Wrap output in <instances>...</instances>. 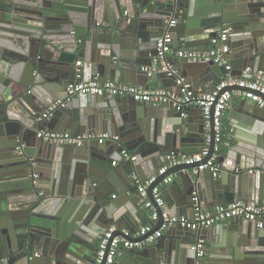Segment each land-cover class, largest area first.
Wrapping results in <instances>:
<instances>
[{
	"label": "water",
	"instance_id": "obj_1",
	"mask_svg": "<svg viewBox=\"0 0 264 264\" xmlns=\"http://www.w3.org/2000/svg\"><path fill=\"white\" fill-rule=\"evenodd\" d=\"M171 18L177 20L173 31L184 34L187 47L208 45L224 26L230 27L236 74L246 67L251 69L246 77L264 71V0H0V264L93 261L97 238L110 227H139L134 174L143 183L153 178L150 196L169 174L184 181L174 196H165L151 232L165 216L192 212L195 195L212 205L229 202L218 179L207 170L194 172L213 153V109L208 156L162 174L159 169L171 150L191 154L204 143L202 115L196 127L186 117L193 105L177 110L128 96L77 94L42 116L74 79L77 60L82 61L83 81L145 87L148 77L140 67L151 64L156 39ZM185 62L179 74L192 83L195 94L218 82L221 67ZM160 79L178 93L171 78ZM240 112L234 128L247 131L248 138L239 147L218 151V162L231 177L235 201L259 203L264 199V110L245 104ZM44 126L75 135L107 133L119 140H93L80 147L49 143L36 137ZM122 148L136 159H121ZM233 221L198 230L170 226L155 242L124 251L116 264H264V230L254 221ZM201 235L207 242L192 249Z\"/></svg>",
	"mask_w": 264,
	"mask_h": 264
},
{
	"label": "built area",
	"instance_id": "obj_2",
	"mask_svg": "<svg viewBox=\"0 0 264 264\" xmlns=\"http://www.w3.org/2000/svg\"><path fill=\"white\" fill-rule=\"evenodd\" d=\"M166 23L165 30L156 39V54L151 57V64L142 65L140 69L146 73L149 79H154L157 75L171 78L176 85H179L178 93L158 87L144 89L142 86L118 83L113 80H105L103 83L96 80L83 81L80 67L82 61L77 60L74 79L67 84L64 89V94L57 98L42 116L47 117L50 111H53L59 106H64L67 101L77 94L128 96L136 101H142L152 105L169 104L177 110L189 105L199 106L207 131L202 147L191 154H180L171 150L166 154L165 161L159 169V174H162L175 165L182 163H200L208 156L210 150V115L213 109V153L204 163L195 167L194 172L207 170L213 177H217L222 170L221 164L218 162L217 152L229 148L233 138V128L225 122V112L230 107L233 99H238L243 103L247 102L264 110V71L258 70L252 77H246L245 75L251 73V69L246 67L241 69L240 74L235 73V69L227 57L230 51V44L227 42L230 31V27L228 26H224L212 37L208 45L193 48L186 46L174 47L176 39L173 27L176 26L177 20L171 18L166 20ZM175 58L195 63H212L222 68L221 76L210 90L197 95L194 93L192 83L179 74L172 60ZM230 87L232 89H229ZM36 137L44 142L73 145L76 147H80L85 142H91L93 140H97L99 144H104L107 140H119V136L109 135L107 133L85 132L75 135L68 130L50 131L46 129L38 130ZM17 149L20 151L19 147ZM120 155L123 160L134 161L136 159V156L132 155L125 148L121 149ZM116 162L117 160H113L112 164L115 165ZM173 177L174 174H169L163 178L152 189L150 196L147 192V187L153 178L143 183L139 176L134 174L133 179L139 193V205L148 211V222L135 230L126 227L117 230L114 226L110 227L100 236L93 261L86 262L77 260L76 264H116L118 257L124 251L141 249L155 242L162 236L164 229L174 225L182 226L188 230H198L200 228L210 227L219 222L244 219L256 222L260 228L264 227V199L259 203H255L251 198H246L233 203L217 204L212 208H208L195 195L193 197L194 203L191 217L185 215L165 216L164 223L161 227L151 232L158 223L159 215L157 209L165 204L161 189L165 184L170 183ZM116 231L117 234L114 235ZM145 235L146 237L141 239ZM203 242L202 239H198L192 246V249L196 250L201 248Z\"/></svg>",
	"mask_w": 264,
	"mask_h": 264
},
{
	"label": "crops",
	"instance_id": "obj_3",
	"mask_svg": "<svg viewBox=\"0 0 264 264\" xmlns=\"http://www.w3.org/2000/svg\"><path fill=\"white\" fill-rule=\"evenodd\" d=\"M173 32H174L175 39H176L175 40V43H174V47H177V46H186L185 44L187 43V41H186V37L183 36L184 34H182L181 32H179V30H174ZM195 41H198V40H195ZM201 46L202 45H198V46L193 47V48H197V47H201ZM231 55H232L231 53H228L227 54V57L230 60V62L231 61L233 62V60L231 59ZM172 60H173V62L175 64V66L177 67L179 73H181V75H182L185 72L186 62L182 60V62L179 63V65H178L177 62L175 61V59H172ZM234 63H236L235 60H234ZM221 73H220V76H221ZM235 73H238L237 68L235 69ZM127 84H134V85L142 86V85H139L138 83H127ZM172 84L173 85H176L173 82H172ZM156 87H158V88H166V89L169 90V88L165 87L164 84L162 83V81L160 79V75L157 76V77H155L154 79H149L148 78V80H147V82L145 84V87H143V88L144 89H150V88H156ZM245 104L247 106V104H249V103H247V102L246 103H243V102H241L238 99H233L230 107L225 112V122L227 123L228 126H230V127L233 128V138H232V140L230 142L229 148L232 147V146L239 147L238 144H241L242 142L246 141L247 138H248V134L246 133L247 131L237 130L236 128H234V126H236L235 121L240 120V115H241L240 110H241L242 107L245 106ZM190 111L191 112H189L186 115V117L189 118L188 123L191 126L196 127L197 121H198L197 115H201V110L198 107H196L195 105H193ZM230 112H232V113H230ZM262 113H264V112H262ZM186 128L187 127H184V129H186ZM42 129L50 130V129L46 128V126H44ZM110 150H111L112 154L115 156L113 158V160H117V154H116L117 150H115L114 147L111 148ZM117 163H118V161L116 162L115 165H113V164L112 165L113 166H116ZM210 176H211L212 179H218L219 182L221 183L222 190L228 196L227 197L228 198L227 201H229V202H226V203L228 204V203L235 202V199H236V197H234L235 192H234V190L233 191L230 190V182H229V180H230L231 177L229 175H227V174L222 173V170H221L220 174L217 177H213L212 175H210ZM210 176L208 175L207 178L210 179ZM180 178H182V177H179L178 178L176 175H174L172 181L170 183H168V184H165L162 187L161 193H162V196H163L164 199H165V196H167L169 198H171L172 196H174V194L176 192V187L178 188L179 186H184V181H183V179H180ZM199 187H201V184H199ZM231 193H232V195H231ZM114 194H116V192H114L113 194H111V197H113ZM222 197H223V195L221 196V198L219 199V201H222V199H223ZM232 197H234V198H232ZM201 202L203 203V205L205 207H208V208H212L213 206H215V205H212L213 204V201H211V200H207V201H202L201 200ZM218 204H223V203H218ZM182 215L191 217L192 216V212H191V210L190 211H186ZM134 217H135L137 223L140 222L139 223V226H141V225L145 224L146 222H148V211H146L143 208H141V206L138 204V207L135 208V211H134ZM233 222H234L233 220L232 221L219 222V223H216V224L212 225L211 227L219 228L218 226H219L220 223H223L226 226H230V225H232L231 223H233ZM125 225H127L129 229H132V230L137 229V228H131L128 224H125ZM258 228H260V227H258ZM260 229L264 230V227H262ZM197 239H202L205 243L207 242L206 241V238H205V235H201V236L197 237Z\"/></svg>",
	"mask_w": 264,
	"mask_h": 264
},
{
	"label": "flooded vegetation",
	"instance_id": "obj_4",
	"mask_svg": "<svg viewBox=\"0 0 264 264\" xmlns=\"http://www.w3.org/2000/svg\"><path fill=\"white\" fill-rule=\"evenodd\" d=\"M99 238H100V236L97 238V242H98Z\"/></svg>",
	"mask_w": 264,
	"mask_h": 264
}]
</instances>
